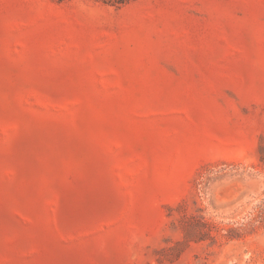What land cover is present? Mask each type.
<instances>
[{"label":"rangeland","instance_id":"obj_1","mask_svg":"<svg viewBox=\"0 0 264 264\" xmlns=\"http://www.w3.org/2000/svg\"><path fill=\"white\" fill-rule=\"evenodd\" d=\"M0 264H264V0H0Z\"/></svg>","mask_w":264,"mask_h":264},{"label":"trees","instance_id":"obj_2","mask_svg":"<svg viewBox=\"0 0 264 264\" xmlns=\"http://www.w3.org/2000/svg\"><path fill=\"white\" fill-rule=\"evenodd\" d=\"M58 1H62V0H58Z\"/></svg>","mask_w":264,"mask_h":264}]
</instances>
